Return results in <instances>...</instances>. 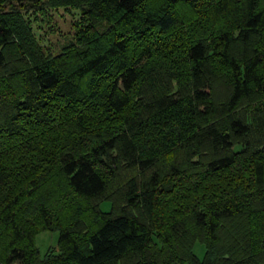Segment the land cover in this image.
Masks as SVG:
<instances>
[{
  "label": "trees",
  "instance_id": "16d2710c",
  "mask_svg": "<svg viewBox=\"0 0 264 264\" xmlns=\"http://www.w3.org/2000/svg\"><path fill=\"white\" fill-rule=\"evenodd\" d=\"M0 264H264V0H0Z\"/></svg>",
  "mask_w": 264,
  "mask_h": 264
},
{
  "label": "rangeland",
  "instance_id": "374dc122",
  "mask_svg": "<svg viewBox=\"0 0 264 264\" xmlns=\"http://www.w3.org/2000/svg\"><path fill=\"white\" fill-rule=\"evenodd\" d=\"M24 13L32 23L34 33L41 45L45 48H51L54 52L61 50L63 45L73 39L75 33L73 23L80 18L79 11L66 9L57 11L51 9L49 19L44 17L37 7L29 8ZM110 209L111 203H103V211H109ZM59 236L58 232H43L36 237V245L42 256H45L49 248L58 245ZM205 253V246L197 243L195 254L203 259Z\"/></svg>",
  "mask_w": 264,
  "mask_h": 264
}]
</instances>
